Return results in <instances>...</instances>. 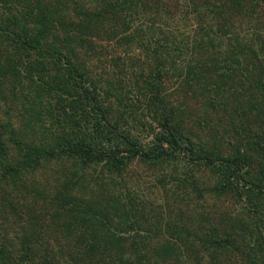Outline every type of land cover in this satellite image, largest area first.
<instances>
[{
	"label": "trees",
	"instance_id": "1",
	"mask_svg": "<svg viewBox=\"0 0 264 264\" xmlns=\"http://www.w3.org/2000/svg\"><path fill=\"white\" fill-rule=\"evenodd\" d=\"M244 23L251 34L240 35ZM262 31L264 0H0V77L9 83L0 100L10 104L0 119V264H169L171 254L136 240L145 222L136 214L148 205L119 183L134 162L218 172L213 186L178 181L183 199L244 191L250 204L230 226L221 214L218 222L205 215L200 229L183 231L210 260L264 264L263 163L253 183L245 179L247 153L223 158L217 143L193 141L179 119V96L167 87L176 78L191 99L232 118L233 134L264 158ZM103 39L140 53L139 65L123 63L106 89L90 69ZM199 50L211 67L191 62ZM112 55L107 62L119 67ZM138 99L152 118L149 141L124 131L126 120L140 126ZM70 162L77 169L68 173ZM53 163L62 168L58 187L40 175ZM105 172L113 180L106 183ZM121 219L133 232L125 238Z\"/></svg>",
	"mask_w": 264,
	"mask_h": 264
},
{
	"label": "rangeland",
	"instance_id": "2",
	"mask_svg": "<svg viewBox=\"0 0 264 264\" xmlns=\"http://www.w3.org/2000/svg\"><path fill=\"white\" fill-rule=\"evenodd\" d=\"M177 25H181V22H177ZM248 26L246 23L241 26L240 35L252 33L253 29ZM182 30L186 31V29ZM262 37H264L263 31ZM99 43L101 45L100 55L95 60H91L90 69L94 80L99 82L100 85L106 89V85H109V83L106 84L105 81L114 83L117 79H120L119 76L122 74L121 66H123V63L124 67L129 68L132 62L133 66L135 63L139 65L136 59L140 57L138 55L140 53L136 50L132 51V49L126 48V46H120V44L114 47V42H105V39ZM111 55L122 59L123 62L119 67L112 68L107 62L110 60ZM190 59L191 62L198 67L204 65L206 67H211L212 64L210 63L211 60L208 58L207 53L203 50L194 51ZM139 61L145 63L143 55ZM184 61L185 58L182 57V65ZM175 79L176 78H172L167 81V87L170 95L179 96L180 98L176 99L178 100L177 105L182 107L179 119L182 121L185 133L189 136L192 135L190 136L192 140L204 147H210L214 143H217L220 155L223 158L232 157L235 154L247 153V155L252 157V165L248 169V174L245 179L253 183H260L261 178L256 164L258 162L263 163L262 165L264 168V158L254 151H249L247 146H245V142L242 141L241 144L240 139L243 136H236L233 134L235 133L234 130L238 129L237 127L232 128L230 126L232 118L225 117L219 111L213 112L209 108H206L204 106V98H200V96L191 99L190 92L186 91L187 87H183L180 81ZM7 85L9 86L7 80L4 81L3 77H0V88H8ZM197 94L203 95L200 90L197 91ZM130 97H134L132 92ZM6 103L10 105L9 102ZM6 103L0 100V119L5 116L4 113L7 108L5 107ZM143 105L144 99H138L136 110H139L141 114V117L137 118L141 121L140 126L139 124L137 126V123L134 124L130 120H126L124 123L126 122L127 126L124 131L141 141L145 139L149 141L152 137L149 125L153 123L149 112L144 110ZM137 106L139 108H137ZM118 111L120 110L118 109ZM254 113L257 114L258 112L255 111ZM219 119H222V121H219ZM16 124V127L23 129L24 126L21 125V121ZM225 127L229 128L230 132ZM148 135H150L148 138H144ZM237 150H239V153ZM65 167L68 169V173L77 169V166L73 165L71 162L66 163ZM178 167L179 168L175 167V164L172 163L149 167L146 164L134 162L126 166L120 172L121 179L119 183L122 184L124 181L127 189L133 193L132 198H136L145 203V205H148V207H145L144 211L140 212V214H136V219L140 222L145 221L140 226L141 233L138 237L141 238L138 240L139 238L136 237V240L145 243L147 247L156 248L160 252L162 251L166 256L171 254L172 256L169 258L171 259L169 260V264H241L240 261L230 258L229 256L220 257L219 260L216 258L213 260L208 259L207 254L199 247L200 244L196 241H192L183 231V228L188 231H197V229L203 226L199 223L201 216L208 215L211 220H216L218 222L217 219L219 214L224 216L222 219L227 222L224 223L225 227H227L229 219H233L232 216L235 213L241 214L242 211L247 210L246 206L250 204V197L247 196L244 191H238V194H236L237 191H234L231 194H226L219 198L207 194L198 202L194 200L195 198L193 195H188L183 199L182 196L184 192L179 187L178 181L193 177L205 186H213L218 183L220 176H218L216 170L215 172L201 171L196 167L185 166L183 163L178 165ZM61 169L60 166L53 163L51 166L48 165L45 170L43 169L40 175L45 176L46 179L54 177L56 180L54 181V185L58 187L59 183L62 181L57 179L58 176L55 172ZM104 174L106 177L103 180L106 183L113 180L108 173L105 172ZM89 175H91L90 172ZM37 180L39 182L42 181L40 177H37ZM122 219H124V217ZM122 219V224L119 228L121 232L118 236L125 238L133 232L128 229L129 224ZM47 222L48 221H45L43 224H48ZM180 247H182L183 255H181V251L179 250ZM169 248H171L173 252H171Z\"/></svg>",
	"mask_w": 264,
	"mask_h": 264
}]
</instances>
